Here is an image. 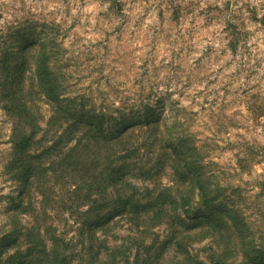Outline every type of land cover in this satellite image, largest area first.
<instances>
[{"label": "trees", "instance_id": "obj_1", "mask_svg": "<svg viewBox=\"0 0 264 264\" xmlns=\"http://www.w3.org/2000/svg\"><path fill=\"white\" fill-rule=\"evenodd\" d=\"M48 43L27 48L31 67L17 64L10 82L17 97L6 106L14 121L4 168L23 193L0 238V264H264L230 186L207 168L208 150L176 131L181 121L171 130L165 116L112 129L130 110L71 95ZM39 99L51 107L45 126ZM257 103L264 113V98ZM246 161L239 156L241 169ZM169 167L171 187L161 183ZM206 238L216 245L210 262L193 251ZM172 247L177 254L166 258Z\"/></svg>", "mask_w": 264, "mask_h": 264}, {"label": "rangeland", "instance_id": "obj_2", "mask_svg": "<svg viewBox=\"0 0 264 264\" xmlns=\"http://www.w3.org/2000/svg\"><path fill=\"white\" fill-rule=\"evenodd\" d=\"M38 41L53 47L71 95L130 110L112 129L165 116L171 130L181 121L176 131L208 150L207 168L230 186L248 236L264 246V113L253 108L264 98V0H0V238L23 193L4 168L14 121L6 106L17 97L10 82L17 64L31 67V54L22 58ZM38 104L45 126L51 107ZM239 156H247L246 169ZM171 170L162 185L175 184ZM215 246L206 238L193 251L210 262ZM175 254L172 247L165 257Z\"/></svg>", "mask_w": 264, "mask_h": 264}]
</instances>
